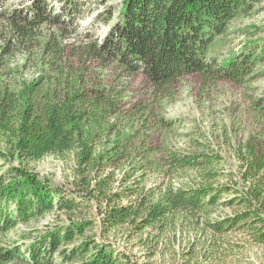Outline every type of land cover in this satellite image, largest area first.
Here are the masks:
<instances>
[{"label":"trees","instance_id":"trees-1","mask_svg":"<svg viewBox=\"0 0 264 264\" xmlns=\"http://www.w3.org/2000/svg\"><path fill=\"white\" fill-rule=\"evenodd\" d=\"M113 1L27 0L14 9L13 0H0V44H7L0 49V264H123L127 257L106 241L112 234L124 230L132 239L160 230L180 212L206 213L231 193L228 204L239 201L243 211L208 224L217 233L243 226L264 244V154L248 141L240 151L246 187L215 186L208 170L220 157L172 149L176 123L164 115L165 99L183 78L242 84L264 64V28L255 30L259 39L241 31L249 32L241 51L223 53L235 22L264 0H122L117 8ZM89 16L111 26L100 39L85 34L77 61L57 37L42 46L43 27L68 31ZM38 47L58 79L21 84L8 60ZM141 78L148 91L138 97ZM47 156L72 157V184L83 188L85 201L27 169ZM156 172L164 179L159 187L149 185ZM204 172L196 185L182 176L175 186V176ZM89 200L98 204V231L92 210L82 211ZM51 213L66 215L67 223L23 236L31 240L25 249L1 244L19 225Z\"/></svg>","mask_w":264,"mask_h":264},{"label":"rangeland","instance_id":"rangeland-1","mask_svg":"<svg viewBox=\"0 0 264 264\" xmlns=\"http://www.w3.org/2000/svg\"><path fill=\"white\" fill-rule=\"evenodd\" d=\"M122 0H114L115 8L119 7ZM27 0H13L14 9L21 8ZM53 7L58 8L56 2ZM107 6V5H106ZM106 6H98L94 15L104 12ZM114 20L112 21V23ZM75 22L74 26L68 27V31L61 27H43L41 39L45 43L50 38H59L60 44L71 56V61H77V51L87 41L85 34L89 30L96 32L100 39L108 31L94 23L91 16ZM264 28V2L256 7L255 12L249 17H244L235 22L232 28L231 38L225 46L223 53L231 54L239 52L243 47L245 35L241 31L253 33L255 39H259L262 32L256 29ZM75 32H70V31ZM252 31V32H251ZM14 44V43H11ZM7 44H0V49ZM80 55V54H79ZM43 50L23 49L15 54L9 61V67L13 71L12 77L21 84H31L35 80L42 79L50 84L58 79L57 69H52L49 58H45ZM144 78L134 83V95L141 97L147 93L144 88ZM44 91V90H43ZM264 106V64L257 67L254 75L247 79L246 83L236 84L229 81H209L200 75H191L183 78L178 86L164 101L165 116L176 123L175 130L169 136L172 149H186L212 157H220L217 166L208 170L214 173L212 178L215 186L231 185L235 189H243L241 166L242 150L248 141L258 148V152L264 154V110L259 111L256 102ZM75 162L72 157L62 161L53 156H47L42 160L29 164L27 169L46 179L55 185H59L72 191L81 199L86 195L83 188L74 187ZM191 178L183 175L175 176L180 179L190 180L196 185L201 181V176L191 173ZM198 176V178H197ZM164 179L159 172L152 176L149 185L161 186ZM264 190V177L259 183ZM74 187V188H72ZM86 191V189H84ZM235 193L224 196L219 204L209 209L206 213L180 212L167 222L160 230H148L141 235L129 239L127 232L122 230L111 235L109 241L121 255L127 257L123 264H264V244H258L252 236L242 230L243 226L227 228L223 233H217L208 223L224 221L234 217L243 211L239 201L229 205ZM264 196V191H263ZM85 201V198H83ZM82 206L91 209L93 219L98 220L96 230H99L101 216L97 213L98 204L95 200ZM264 216V209H262ZM88 215V213H87ZM67 223V217L60 213H51L46 217L33 221L28 225H19L15 230L1 241L9 245L19 243L23 249L30 243V239L23 236L32 235L39 237L43 232L55 226ZM143 239V240H141ZM28 264V263H21Z\"/></svg>","mask_w":264,"mask_h":264}]
</instances>
